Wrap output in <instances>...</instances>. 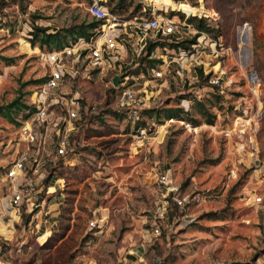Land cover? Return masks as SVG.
<instances>
[{
  "label": "rangeland",
  "instance_id": "1",
  "mask_svg": "<svg viewBox=\"0 0 264 264\" xmlns=\"http://www.w3.org/2000/svg\"><path fill=\"white\" fill-rule=\"evenodd\" d=\"M3 1L11 3L3 8ZM12 1L0 0V176L23 148L20 125L3 111L17 99L31 105L37 80L51 74V46L24 34L33 27L56 33L94 21L90 0ZM201 1L176 7L218 12L214 26L221 37L240 44L246 70L257 67L264 79V0ZM224 66L229 92L221 101L214 93L198 98L172 90L147 108L182 105L185 119L145 116L144 128L106 114L78 128L74 152L55 171L52 188L59 192L50 191L60 222L47 238L28 236L22 244L21 231L7 243L0 230V264H264V202L256 199L264 198V85L257 96L237 66ZM80 67L64 90L79 85L86 100L120 110L111 89L113 72L95 75L93 64ZM195 98L205 99L217 115L213 125L205 123ZM17 111L11 114L19 122L29 112ZM164 184L181 196L207 197L175 210Z\"/></svg>",
  "mask_w": 264,
  "mask_h": 264
},
{
  "label": "built area",
  "instance_id": "2",
  "mask_svg": "<svg viewBox=\"0 0 264 264\" xmlns=\"http://www.w3.org/2000/svg\"><path fill=\"white\" fill-rule=\"evenodd\" d=\"M101 1L93 0L88 7L98 22L89 40L72 42L46 55L51 74L34 92L32 110L21 121L19 143L23 148L0 176L3 186L0 230H5L0 233L7 243L14 240L17 231H21V244L28 236L41 240L52 234L60 222L58 202L50 193L59 192L52 188L58 180L56 168L74 152L73 137L85 114H97L101 110V105L85 99L79 85L64 90L68 79L79 76L83 62L96 67L95 75L106 72H113L114 77L121 75L117 86L112 82V94L120 107L118 110L133 124L164 91L197 96L214 93L226 98L229 89L224 79V64L227 62L240 69L245 87L247 82L254 94L258 96L263 88L261 72L252 66L246 70L240 44L235 47L226 43L220 34L200 26L203 20L207 27L218 28L214 26L220 19L218 12L212 9L215 15L196 14L176 7L178 2L200 6L203 1L192 4L187 0H138L140 9L126 15L111 11ZM162 179L167 177L163 175ZM163 186L167 195H174L171 198L174 206L180 208L200 203L207 197L200 193L181 196L176 187ZM256 199L264 202L262 196ZM165 208L171 209L170 200ZM91 223L95 225L96 221ZM155 231L159 233V228Z\"/></svg>",
  "mask_w": 264,
  "mask_h": 264
},
{
  "label": "trees",
  "instance_id": "3",
  "mask_svg": "<svg viewBox=\"0 0 264 264\" xmlns=\"http://www.w3.org/2000/svg\"><path fill=\"white\" fill-rule=\"evenodd\" d=\"M20 1V0H17ZM93 0H90V3H92ZM12 2H15V0H13ZM103 5L107 6L110 8L111 11L121 14V15H126L129 12H133L136 13L140 7H141V3L137 2L135 3V0H102L101 1ZM2 3V2H1ZM11 3V1H3V8H5L6 6H9ZM2 8V7H0ZM98 26V22L94 19L93 22L87 24V25H76L75 27H73L72 29H66V31L63 32H59L57 31L56 33H47L44 29H40L38 27H33L34 29H28L29 33L24 34V36H26L27 38H30L31 41L33 40V43L37 40H40L41 43L45 44L48 43L51 46V51L53 50H61L64 47L70 45L71 41H73L74 43H79L81 41H87L89 40L92 35L94 34L95 29ZM200 26L203 29L209 30L210 32H216L217 35H219V28H212V27H207L205 25V21L200 20ZM207 28H206V27ZM41 31V32H46L44 33V35H42L41 33L37 32ZM31 34V35H29ZM41 35V36H40ZM55 48V49H52ZM257 68V67H256ZM261 74H263L262 70H260L259 68H257ZM48 77H44L43 79H39L37 80L38 83L42 84L47 80ZM39 84V85H40ZM215 96V98H217L219 101H221L223 98V96L219 95V94H213ZM184 100L187 101V99H190L188 95H184ZM196 101L195 103L197 104V107L199 108V113L202 115L203 118H205V123L209 124V125H213L216 121L217 115L211 110L210 107L207 106V102L205 99H197L195 98ZM83 104L87 105V102L83 99ZM109 102L105 103L104 106H101V110L99 113L97 114H93V113H86L84 116V119L81 122V127H85L87 125H89L90 123H92L93 121H96V119L99 120H104V116L106 114H113L115 116H118L119 118H126V115L119 110H114L111 109L108 106ZM182 105L179 106H173V107H166V108H151V109H144L142 111V116L141 118L137 121V125H143L144 128H146V121H145V116L148 118H157V120H160L162 117L165 118V120L168 119H185L189 116L185 115L188 111L185 107H181ZM11 108V109H9ZM18 110H26V111H31V105L25 103L24 101H18L15 100L13 103H11L10 106H8L6 108V110L3 111V114H5L6 116L10 117L11 120H13L16 124L20 125L21 122H19L18 120H16L14 118V116L11 114L14 112H18ZM28 113H25V117H27L29 115ZM187 116V117H184ZM189 120H192L191 118H189ZM195 121V120H194ZM79 146V145H78ZM5 169V168H4ZM3 169V170H4ZM2 170V169H1ZM50 177V176H49ZM48 177V179H49ZM175 210L180 209V207L178 205H175Z\"/></svg>",
  "mask_w": 264,
  "mask_h": 264
},
{
  "label": "water",
  "instance_id": "4",
  "mask_svg": "<svg viewBox=\"0 0 264 264\" xmlns=\"http://www.w3.org/2000/svg\"><path fill=\"white\" fill-rule=\"evenodd\" d=\"M120 80H121V75H116V76L114 77V79H113V83H114V85L117 86V85L119 84ZM155 264H159V263L157 262V263H155Z\"/></svg>",
  "mask_w": 264,
  "mask_h": 264
}]
</instances>
